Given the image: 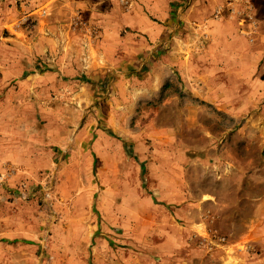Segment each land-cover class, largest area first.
<instances>
[{
	"label": "rangeland",
	"instance_id": "1",
	"mask_svg": "<svg viewBox=\"0 0 264 264\" xmlns=\"http://www.w3.org/2000/svg\"><path fill=\"white\" fill-rule=\"evenodd\" d=\"M0 264H264V0H0Z\"/></svg>",
	"mask_w": 264,
	"mask_h": 264
}]
</instances>
